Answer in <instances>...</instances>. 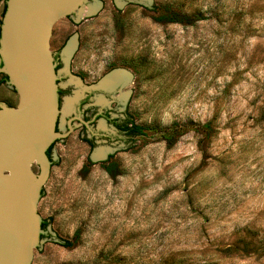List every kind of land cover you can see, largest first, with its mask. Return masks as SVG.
I'll return each mask as SVG.
<instances>
[{"label":"rangeland","instance_id":"374dc122","mask_svg":"<svg viewBox=\"0 0 264 264\" xmlns=\"http://www.w3.org/2000/svg\"><path fill=\"white\" fill-rule=\"evenodd\" d=\"M60 90L59 264H264V0H90Z\"/></svg>","mask_w":264,"mask_h":264},{"label":"water","instance_id":"95a60500","mask_svg":"<svg viewBox=\"0 0 264 264\" xmlns=\"http://www.w3.org/2000/svg\"><path fill=\"white\" fill-rule=\"evenodd\" d=\"M88 1L0 2V264H59L60 19Z\"/></svg>","mask_w":264,"mask_h":264},{"label":"trees","instance_id":"16d2710c","mask_svg":"<svg viewBox=\"0 0 264 264\" xmlns=\"http://www.w3.org/2000/svg\"><path fill=\"white\" fill-rule=\"evenodd\" d=\"M5 2L4 6V11H3V17H5L6 11H7V2L8 0H0ZM186 21V19H185ZM3 22L1 23L2 26ZM0 39H1V29H0ZM0 62H1V57H0ZM3 78L0 81V85L2 84H8L9 83V77L5 74H2ZM64 92H59L58 95L62 96ZM12 107V106H10ZM106 118L109 122V124L115 126L118 130L119 133L126 135L128 139H131L132 141L138 140V139H147L149 132L152 130L149 127H146L144 125H139L135 123L133 120L130 118H126L125 120L121 121L120 123H117V120H110L109 116L104 114V115H99L100 118ZM182 129L178 127H171L170 129H167L164 134L162 135L163 141H165L169 146H172L175 144L176 141H178V138L181 136ZM90 143V146L93 147L92 143ZM51 154H52V146L48 149L47 151V156L51 160ZM50 225V221H43L41 224V229L46 232L48 229V226ZM64 247H70V243L66 242L63 245Z\"/></svg>","mask_w":264,"mask_h":264},{"label":"crops","instance_id":"0c3cea01","mask_svg":"<svg viewBox=\"0 0 264 264\" xmlns=\"http://www.w3.org/2000/svg\"><path fill=\"white\" fill-rule=\"evenodd\" d=\"M70 45H67V49H64L63 51L65 52V59L67 60V64L69 67L71 66L72 63H74L75 59L78 58V50H79V38L75 39L73 41V44L71 45L72 48H69ZM82 68H85V64H81Z\"/></svg>","mask_w":264,"mask_h":264},{"label":"flooded vegetation","instance_id":"af4514ba","mask_svg":"<svg viewBox=\"0 0 264 264\" xmlns=\"http://www.w3.org/2000/svg\"><path fill=\"white\" fill-rule=\"evenodd\" d=\"M58 64V63H57ZM3 78V76H2V73H1V78H0V81H1V79ZM6 84V83H5ZM59 92H63V91H59ZM58 92V93H59ZM65 93V92H64ZM63 95V94H62ZM59 98H61V96H59ZM88 102V96H87V98H85L83 101H81V105L82 106H85L86 105V103ZM104 114H106V115H108L109 116V119L110 120H117V123H120L121 121L119 120V119H114V118H112L111 117V115H110V113L109 112H103L102 114L101 113H97V114H95V120H99V115H104ZM100 119H104L108 124H109V122H108V120L104 117V118H100ZM111 125V124H110ZM113 126V125H112ZM116 130H117V128L115 127V126H113ZM118 131V130H117Z\"/></svg>","mask_w":264,"mask_h":264}]
</instances>
